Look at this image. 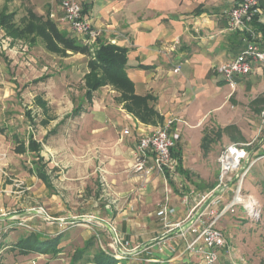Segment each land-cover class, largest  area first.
I'll list each match as a JSON object with an SVG mask.
<instances>
[{
  "label": "crops",
  "instance_id": "0c3cea01",
  "mask_svg": "<svg viewBox=\"0 0 264 264\" xmlns=\"http://www.w3.org/2000/svg\"><path fill=\"white\" fill-rule=\"evenodd\" d=\"M75 1L99 34L95 43L114 40L127 50L126 77L134 96L150 99V121L126 111L122 91L113 85L87 97L88 56L56 41L54 31L80 42L55 0H0V14L13 15L24 32L13 37L0 27V172L24 182L38 200L42 196L47 219H92L109 250L112 225L134 249L133 259L195 264L198 257L186 251L193 236L166 233L158 205L167 196L174 210L168 221L183 222L216 188L205 160L207 166L218 163L232 144H250L251 159L264 152V67L253 65L248 75L236 77L234 90L217 71L244 50L250 35L264 45V3L248 29L230 32L226 13L235 0ZM76 62L83 66L77 69ZM167 118L178 120L172 126L180 136L176 171L165 177L153 167L142 183L131 170L137 142ZM30 140L37 152L29 150ZM41 167L47 184L37 174ZM259 169L252 177L263 175V163ZM228 191L218 198L227 202ZM229 226L217 228L225 235Z\"/></svg>",
  "mask_w": 264,
  "mask_h": 264
},
{
  "label": "built area",
  "instance_id": "2783aa9c",
  "mask_svg": "<svg viewBox=\"0 0 264 264\" xmlns=\"http://www.w3.org/2000/svg\"><path fill=\"white\" fill-rule=\"evenodd\" d=\"M63 14L62 20L69 25L71 30L79 37L83 44L95 43L98 32L93 30L84 17L81 5L75 0H55ZM264 0H235L233 7L226 13V26L230 32L248 29V26L263 14L262 4ZM115 44L114 40L110 41ZM253 65L264 67V45H261L253 35L247 41L244 50L231 61L222 64L218 73L235 89V78L246 76L251 72ZM179 69H175L177 72ZM178 120L167 118L164 123L152 133L139 138L134 155L131 170L142 183L148 181L154 167L165 177L175 173L177 162L172 157L171 150L179 140V134L172 129ZM128 132L125 131V134ZM250 144H232L224 148L219 157L220 183L223 179L235 181L237 188L233 198L226 204L220 205L218 197H212L214 192L200 197L197 205L183 222L170 223L168 217L174 210L167 205V196L164 202L158 205L157 216L163 222L166 233L177 231L180 238L192 235L193 239L187 243L186 251L190 255H196L202 260V264H215L218 259V249L222 248L225 240L217 224L227 214H234L238 206L248 208L256 206L257 202L251 196L243 197L241 194L244 181L255 164H264V152L249 158L246 147ZM151 161L152 166L149 164ZM236 173L235 175H233ZM220 186V185H218ZM211 198V199H210ZM210 199V200H209ZM204 208L202 209V207ZM45 213L44 209H40ZM113 235L111 253L118 259H123L134 250L129 243L122 241L112 225H109Z\"/></svg>",
  "mask_w": 264,
  "mask_h": 264
},
{
  "label": "rangeland",
  "instance_id": "374dc122",
  "mask_svg": "<svg viewBox=\"0 0 264 264\" xmlns=\"http://www.w3.org/2000/svg\"><path fill=\"white\" fill-rule=\"evenodd\" d=\"M58 63L56 62V66ZM76 66L77 69H80L83 65L76 62ZM27 75L32 76L31 73ZM26 100L24 99L25 102ZM33 116L38 119L35 112ZM29 127L30 131L34 130L31 124ZM206 164L205 160L204 166L209 171L208 177L211 178V181L216 180V188L212 191L217 194L215 197L224 193L228 188L232 189V192L228 191L227 202L218 198L220 205H224L235 195L238 183L226 178L220 183L218 163H212L210 166ZM261 165L262 163L252 168L241 190L243 197L252 195L257 205L246 209L238 206L234 214H227L217 224L220 226L229 222L230 226L228 234L226 232H224L225 235L223 234L225 244L218 249V259L215 264H264V194H261L259 189V185L264 183V176L258 174L252 177L253 173L260 170ZM0 178V218L7 220L0 224V264H69L74 251L83 247L89 239L94 240V247L91 250L100 247L110 251L102 238L96 236L95 231L91 228L92 222L90 221L92 219H88V223L80 220L53 222L47 219L46 212L43 213L40 210L41 206L46 210L43 205L46 200L42 196L40 200L35 198L36 196L27 189L26 184L20 181L16 182V178L13 176L5 177L0 172ZM251 178L254 180L253 184L250 182ZM55 223L60 224L55 225ZM31 232L50 235L49 238L62 234L63 238L58 246L60 252L56 255L53 253L21 255L17 250L12 249V244L17 237ZM131 256H126L119 264H141L144 262V260L133 259ZM195 264H202V260L198 257Z\"/></svg>",
  "mask_w": 264,
  "mask_h": 264
},
{
  "label": "trees",
  "instance_id": "16d2710c",
  "mask_svg": "<svg viewBox=\"0 0 264 264\" xmlns=\"http://www.w3.org/2000/svg\"><path fill=\"white\" fill-rule=\"evenodd\" d=\"M13 15L0 14V27L4 28L5 32L13 37H19L23 35V30H19L12 23L11 18ZM29 27L28 31H32ZM41 34L42 31H40ZM54 36L57 42L61 43L64 47L71 49L74 52H82L88 56V69L89 72L86 75V86L88 88L87 97L90 98L92 93L98 90L105 84H110L122 91L120 101L125 102L124 108L126 111L133 114L142 122L150 121L151 111L148 110L147 101L149 98H139L133 95L132 83L126 77L127 67V50L119 46L113 45L107 41H98L94 45L83 44L76 42L75 39L64 37L57 31H54ZM51 43V40L49 42ZM51 50L59 52L60 50L54 44L50 45ZM79 111L74 110L73 115H76ZM208 135L203 138L202 147L207 149ZM171 150L172 157L176 158L175 149ZM29 150L37 152L36 144L30 140ZM37 174L39 178L48 183L47 177L43 171V167L37 168ZM264 175V170H263ZM260 193L264 194V183L259 185ZM63 235H57L56 237L49 238L45 235L38 233L21 234L15 239L12 244V249L17 250L19 254H41L47 255L53 253L56 255L60 252V242ZM94 240L89 239L84 243V246L77 248L71 256L69 264H119L122 259L116 258L110 251H106L102 248L94 247ZM141 264H173L169 262L156 263L144 261ZM182 264V263H174Z\"/></svg>",
  "mask_w": 264,
  "mask_h": 264
},
{
  "label": "water",
  "instance_id": "95a60500",
  "mask_svg": "<svg viewBox=\"0 0 264 264\" xmlns=\"http://www.w3.org/2000/svg\"><path fill=\"white\" fill-rule=\"evenodd\" d=\"M215 194H216V193H213V195H212L211 198L215 197ZM216 195H217V194H216ZM211 198H210V199H211ZM210 199H209V200H210ZM203 208H204V206L202 207V209H203Z\"/></svg>",
  "mask_w": 264,
  "mask_h": 264
}]
</instances>
